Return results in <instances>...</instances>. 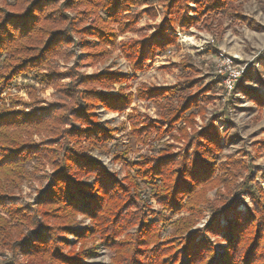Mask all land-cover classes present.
I'll return each instance as SVG.
<instances>
[{
  "label": "trees",
  "instance_id": "trees-1",
  "mask_svg": "<svg viewBox=\"0 0 264 264\" xmlns=\"http://www.w3.org/2000/svg\"><path fill=\"white\" fill-rule=\"evenodd\" d=\"M238 1L158 0L163 19L153 32L123 41L121 50L134 70L142 69L179 45L178 28L211 31L221 13L246 19L233 5ZM145 15L158 16L147 0H11L0 7V253L7 255L0 264H87L90 240L111 248L109 264H264V168L251 158L220 161L222 133L217 116L207 115L218 80L195 93L188 90L197 80L187 75L175 85L138 89L136 96L154 101L160 116L129 113L132 135L147 144L153 132L157 141L171 134L174 142L136 160L117 153L128 166L124 176L85 154L117 139L98 110L125 111L135 97L126 91L133 75L80 68L106 59L118 36L137 30ZM78 48L83 55L71 67L54 65L55 56L68 62ZM29 74L52 86L56 99L39 98L29 83V100L1 102L13 81ZM243 93L264 109L258 90L244 87ZM197 116L206 122L199 125ZM259 143L258 156L264 140ZM33 160L52 167L44 174L47 186L33 203H14ZM215 188L219 205L208 197ZM242 195L252 199L246 211L239 209ZM151 199L161 211L180 215L171 234L163 235L164 217ZM206 209L210 220L193 230ZM80 215L89 220L83 230Z\"/></svg>",
  "mask_w": 264,
  "mask_h": 264
},
{
  "label": "rangeland",
  "instance_id": "rangeland-1",
  "mask_svg": "<svg viewBox=\"0 0 264 264\" xmlns=\"http://www.w3.org/2000/svg\"><path fill=\"white\" fill-rule=\"evenodd\" d=\"M11 0H0V7L6 5ZM148 4L154 6L158 11L156 18L147 15L143 16L137 25V30L128 31L120 34L117 38V46L110 50L109 56L95 65L86 64L80 68L82 73L93 74L101 72H120L133 75L129 81L130 86L126 88L127 92L134 93V100L125 111H113L105 108L98 110L101 120L105 121L109 127L117 129V139L107 142L105 145L91 146L85 152L86 155L95 160L101 161L112 172H117L120 177L124 176L128 170L126 162L117 161L114 156L122 151H127L128 161L136 160L140 155L156 154L159 148H164V143H173L171 134L166 135L161 141L155 139L156 132H153L149 142L143 144L137 140L131 133V125L128 119L129 113L134 111L138 114H145L151 118L160 116L159 106L151 100L141 99L136 96L138 89L142 87H159L175 85L184 76H190L197 80L196 86L188 92H198L213 81H219L216 85V97L207 103L208 117L217 116L215 124L222 133V151L219 153L220 161H225L228 157L251 158V164L262 166L264 168V152L260 156L258 148L259 142L264 140V109L256 105L249 95L242 92L243 87L252 90H258L264 94V0H239L233 4L242 15L247 18L237 20L227 14L221 13L217 16L216 22L211 31L203 29L202 26L191 27L189 30H178V46H172L153 60H146L143 68L134 70L131 63L121 50V43L131 38H139L142 34L154 31L155 23L163 19V9L158 0H147ZM193 5V4H192ZM145 3L140 8H145ZM89 22H91L89 20ZM223 52L233 58L235 63H249V71L237 83L233 92H227L221 76L218 74V55ZM83 55L80 48L77 54L70 61L55 56L54 65H58L61 70L71 67ZM183 60H186L192 66V73L189 69L183 67ZM69 81V78L63 79ZM29 83L37 87V96L46 102L56 99L58 93L52 86L41 84L32 78V75L19 76L16 78L7 91L1 95V102L9 105L10 97L19 96L23 100H29ZM120 84L112 88L113 93L117 92ZM219 91V92H218ZM201 99V98H200ZM199 125L206 121L197 116ZM35 139L40 140L38 135ZM85 145V144H84ZM28 178L23 182L21 190L16 193L12 199L14 203L28 205L33 203L38 192L47 186L44 178L45 173L52 172L49 164H42L37 160L27 163ZM217 188L210 190L208 197L219 205L220 196L216 194ZM219 198V199H218ZM239 209L246 211L247 205L252 204V199L248 195H242L239 199ZM153 208L163 215V235H169L173 232V222L180 215L161 211V207L156 200L151 199ZM184 215L187 212L183 213ZM78 220L83 222L78 225V230L89 223L88 219L78 216ZM210 220L209 209H206L205 216L199 219V222L193 230L203 228ZM222 224L227 220L222 215ZM73 240V235L69 236ZM222 244H226L223 242ZM87 248L91 250V256L84 261L87 264H109L113 251L100 240L88 242ZM7 258V255L0 253V263Z\"/></svg>",
  "mask_w": 264,
  "mask_h": 264
},
{
  "label": "built area",
  "instance_id": "built-area-1",
  "mask_svg": "<svg viewBox=\"0 0 264 264\" xmlns=\"http://www.w3.org/2000/svg\"><path fill=\"white\" fill-rule=\"evenodd\" d=\"M249 63H235L233 58L227 56L223 52L218 55V74L221 76L223 84L227 92H233L237 83L246 75L249 71Z\"/></svg>",
  "mask_w": 264,
  "mask_h": 264
},
{
  "label": "crops",
  "instance_id": "crops-1",
  "mask_svg": "<svg viewBox=\"0 0 264 264\" xmlns=\"http://www.w3.org/2000/svg\"><path fill=\"white\" fill-rule=\"evenodd\" d=\"M244 87H245V86H244ZM244 87H243V88H244ZM246 88H247V87H246ZM242 92H243V90H242ZM263 95H264V94H263Z\"/></svg>",
  "mask_w": 264,
  "mask_h": 264
}]
</instances>
